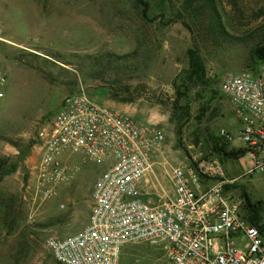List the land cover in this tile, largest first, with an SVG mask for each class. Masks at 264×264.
Masks as SVG:
<instances>
[{
    "label": "rangeland",
    "instance_id": "rangeland-1",
    "mask_svg": "<svg viewBox=\"0 0 264 264\" xmlns=\"http://www.w3.org/2000/svg\"><path fill=\"white\" fill-rule=\"evenodd\" d=\"M146 1L145 17L139 0H0V64L7 74L0 106V264H61L46 237L68 236L88 223L104 163L72 154L77 170L44 200L35 197L29 180L38 133L68 94L83 89L162 128L165 139L148 181L154 195L171 190L172 168L189 163L192 153L210 152L204 141L210 133L225 129L232 136L224 140L229 148L245 145L235 134L238 125L226 95L219 93L203 113L200 91L185 98L176 94L173 80L188 66L186 51L194 41L181 21L171 20L177 0ZM234 1L237 5L221 0L223 20L230 33L245 36L264 21V0ZM257 47L251 38H234L201 48L208 76L219 75L216 88L226 73L247 68ZM255 158L247 152L221 160L227 177L235 178L224 190L239 201L240 212L245 197L259 203L263 223L264 170L248 172ZM119 264L169 262L161 247L130 242Z\"/></svg>",
    "mask_w": 264,
    "mask_h": 264
},
{
    "label": "built area",
    "instance_id": "built-area-1",
    "mask_svg": "<svg viewBox=\"0 0 264 264\" xmlns=\"http://www.w3.org/2000/svg\"><path fill=\"white\" fill-rule=\"evenodd\" d=\"M6 85L0 64V106ZM219 89L232 106L236 136L254 158L263 154L248 172L264 170V63L226 73ZM220 134L232 139L225 129ZM38 138L29 180L40 200L72 178L78 168L72 154L106 165L93 187L88 223L74 234L46 237L57 262L119 264L127 243L146 242L161 247L169 264H264V232L225 193L224 185L235 178L227 177L217 156L192 153L189 163L168 174L171 190L154 195L148 181L165 139L162 128L83 89L65 96Z\"/></svg>",
    "mask_w": 264,
    "mask_h": 264
},
{
    "label": "trees",
    "instance_id": "trees-1",
    "mask_svg": "<svg viewBox=\"0 0 264 264\" xmlns=\"http://www.w3.org/2000/svg\"><path fill=\"white\" fill-rule=\"evenodd\" d=\"M178 9L172 15L173 21H181L190 31L194 44L186 51L188 58V66L184 68L173 80V85L181 98L189 96V92L196 90L198 94L204 98V103L201 106L203 113L208 112L212 101L222 93L216 84L219 81V75L209 77L207 74L201 48L208 43L224 44L233 43L234 38L238 40L251 38L255 46H264V21L258 23L251 28L245 36H236L230 33L223 20V14L220 10L221 0H177ZM143 7L144 16H147L148 1L139 0ZM233 5H237L233 0ZM242 36V37H241ZM256 49V48H255ZM255 49L251 51L252 62L247 65V68H254L255 65L264 63V58L255 53ZM236 125L238 123L236 122ZM235 127V126H233ZM227 138L217 133H210L209 138H205V143H210V152H203L204 156L216 155L220 160L228 158H240L249 151L247 146L228 147L225 141ZM229 140V139H228ZM3 173H0V179ZM228 185H224L227 190ZM224 190V191H225ZM245 197V196H244ZM245 211L242 212V217L249 223L257 225L264 232V222H261L259 203L256 204L245 197Z\"/></svg>",
    "mask_w": 264,
    "mask_h": 264
},
{
    "label": "water",
    "instance_id": "water-1",
    "mask_svg": "<svg viewBox=\"0 0 264 264\" xmlns=\"http://www.w3.org/2000/svg\"><path fill=\"white\" fill-rule=\"evenodd\" d=\"M255 53L264 58V46L257 47Z\"/></svg>",
    "mask_w": 264,
    "mask_h": 264
},
{
    "label": "crops",
    "instance_id": "crops-1",
    "mask_svg": "<svg viewBox=\"0 0 264 264\" xmlns=\"http://www.w3.org/2000/svg\"><path fill=\"white\" fill-rule=\"evenodd\" d=\"M108 104V103H107ZM109 105V104H108ZM112 106H117L116 104H114V105H112ZM119 109L121 110V111H124V110H126V108L125 107H119ZM126 112V111H125ZM203 181H209V180H203Z\"/></svg>",
    "mask_w": 264,
    "mask_h": 264
}]
</instances>
